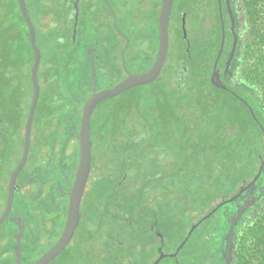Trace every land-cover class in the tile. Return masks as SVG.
Here are the masks:
<instances>
[{
    "label": "flooded vegetation",
    "instance_id": "af4514ba",
    "mask_svg": "<svg viewBox=\"0 0 264 264\" xmlns=\"http://www.w3.org/2000/svg\"><path fill=\"white\" fill-rule=\"evenodd\" d=\"M238 1L231 0L232 12L236 21L237 44L230 67L225 73L226 62L234 46L235 33L232 31V18L227 0H222L225 42L218 70L222 80L231 90L241 93L244 90L248 96L252 93V85L244 76V70L249 63L248 58H244V47L248 43L247 26L245 25L244 9L239 6ZM175 2H180L179 6L176 7ZM217 3L216 5L215 0L174 1L169 31L170 42L173 35L177 41V48L171 53L169 45L166 63L172 55H176L174 64L179 65L178 67L181 69L178 72L181 74V81L177 86L180 89L186 88L185 91L193 83L192 79L199 76L198 70H196L198 60L194 55H211L208 54L209 49L212 42L215 41L213 33L210 32L212 28L216 33V44L218 41L217 49L211 63V73L208 76L204 75L200 82L203 84L204 80L207 85H214L212 81L210 82V78L221 49L223 32L222 22L220 24L217 20L220 14L219 0ZM161 4L162 0H36L32 3L27 1L29 14L36 30L37 45L38 35L47 30L46 25L49 27L60 25L58 28L64 30L61 41L65 43L68 20L72 19L73 21L74 29H76L73 39L86 55L83 71L85 76H89L88 79H90L88 82L86 81V88L80 92L81 98L76 96L79 101L85 99L82 106L77 103L69 106L63 104V98L65 99L67 96L62 94L61 85L55 76L53 66H51L52 61H46L39 45L41 55L37 68L38 86L36 90L33 79L36 53L30 41L29 26L22 13L20 1L18 0V4H7L0 0V217L6 210L11 185L14 184L11 210L7 218L0 224V257L4 258V262L1 261L0 264H17V235L20 232L22 233L20 264H32L60 239L67 222L70 194L79 167L81 149L79 132L83 108L95 91L113 87L130 74L147 71L153 66L158 56L160 43L158 14ZM77 8L79 10L78 19H76ZM7 9H12V12ZM46 10L48 15L53 14L56 10L67 13L55 21L52 16L48 18ZM147 10L150 11L149 19L146 15L142 17L136 15L138 11ZM34 12L39 13L37 21L33 16ZM127 12L131 15L127 18L125 15L123 18V14ZM110 13H112V17L115 13L116 16L121 15L122 27L117 23L114 26L110 25ZM17 17L18 22L15 21ZM87 19L90 20V25L84 28ZM38 20H40L39 23ZM207 25L209 26L208 30H206ZM14 29L22 30L21 35L30 42L32 55H27L29 52L24 50L21 52L10 51L12 43L10 33L11 30L14 32ZM79 37L80 40H77ZM196 49L197 51H194ZM166 63L160 75H162ZM168 76L171 77L170 74ZM131 89L101 101L94 110L91 122L92 168L80 204V222L69 245L47 264H52L60 258L63 252L72 245L85 215H89V212L94 208L98 210L97 214H110V224L105 225L104 223V228L99 230L102 232L99 240L101 244L92 246L90 257L85 261H73L71 264H96L100 261L103 264H138L137 261L147 264L144 262V258L151 254H154L152 257L154 259L149 264H154L161 255H164L163 258L167 256L164 252L167 242L165 236L160 232L158 215L155 212L151 213L150 219L147 220L138 213V205L134 200L136 190L130 189L133 185L137 188V179H131L128 174V170L131 168L130 164H121L120 161L115 164V169L119 170L116 181L97 179L101 172L104 175L107 173L109 159L104 153H108L110 143L116 141H109L104 147L98 145L96 136H93L92 123L94 119L96 120L98 109L106 101L119 98ZM34 99L35 105L33 106ZM63 108L72 111V113L63 116ZM98 119L99 121L107 120L104 117ZM119 142L121 146L125 145H123L122 139ZM139 148L140 143L137 148L138 152ZM75 155H77V159L72 162L71 156ZM19 166L14 179V173ZM72 166L76 167L75 171ZM107 181L111 182L107 195L100 194L98 196L100 191L98 188L104 187ZM242 183L238 184L232 196L240 191ZM263 188L264 183L261 186L258 182L253 191L245 190L237 198V201H233L235 207L237 208L247 198L261 194V197L256 200V204L263 197ZM187 199L189 198L186 196L182 200L187 204L189 201ZM189 206L191 205L189 204ZM251 206L247 208L239 221L246 213L249 216ZM191 207L192 212H197L198 209L195 210L193 206ZM120 209L122 214L118 212ZM233 215L234 213L231 214L232 217ZM221 220L220 216L212 226L206 228L201 227L204 220L193 222L192 225H196V227L192 234L187 240L185 239L186 242L182 246H179L171 254L175 260L173 264H183L179 256L182 248L195 231L200 228L205 235H217L221 229ZM88 223L91 224L90 229L93 235L95 231L98 232L94 229L100 225L99 223L94 224L92 217ZM141 228L146 230L142 235H140ZM197 232L198 236L189 244L183 256L181 255L183 261L187 259V261H191L190 264H206L209 259L210 261L214 260L211 261L212 264H219V259L216 257V254H219V249L214 250L213 244L206 245L203 241L204 237L199 231ZM146 233L147 236H145ZM138 238H142L144 241L140 249L137 248ZM40 246H44V248L40 249ZM95 246L99 249L98 251ZM153 249L156 250V253H153ZM212 251L214 252L213 256ZM9 254L14 256V262H10ZM134 257L137 260L133 263ZM219 257L224 264L222 249H220ZM199 259L204 261H199Z\"/></svg>",
    "mask_w": 264,
    "mask_h": 264
},
{
    "label": "rangeland",
    "instance_id": "374dc122",
    "mask_svg": "<svg viewBox=\"0 0 264 264\" xmlns=\"http://www.w3.org/2000/svg\"><path fill=\"white\" fill-rule=\"evenodd\" d=\"M3 1L7 4H18L17 0ZM27 1L29 3L36 2V0ZM178 4H180V2H178ZM7 10L12 12V9ZM45 12L47 13L48 11L46 10ZM66 13H61L60 11L56 10L53 14L48 15L47 13V16H49L48 18H51L52 16L53 19L57 21L58 19H60L61 15ZM148 13L150 14L149 10L138 11L136 12V15H141L142 17L143 15L148 16ZM38 15V12L33 13L36 21L38 19ZM125 15L127 18L131 14H128L127 12L123 14V18L125 17ZM114 16L116 17V20H114ZM149 17L150 15L148 16V19ZM16 19L17 20L15 21L18 22V17ZM39 22L40 20H38V23ZM109 23L111 26L112 24L114 26L115 23H117L120 27H122L121 15L116 16L115 13V15H113L112 17V13H110ZM89 25L90 20L87 19L84 23V28ZM46 26L47 30L45 32H41L38 35V45L41 49L42 55L45 56L46 61H52L51 66H53L55 76L59 84L61 85L62 94L67 96L65 99L63 98V104L70 106V104L77 103L79 106H82L85 99H80L79 101L76 96L78 98H81L82 94L80 92L82 91V89L86 88V84L90 78L88 79L89 76H85L86 74L83 71V65L86 62V55H84L83 50L73 39V35L76 34L74 29L75 26H73V21L72 19L68 20V29L66 28L67 41H65V43L61 41L63 38L64 30L59 29L60 25L58 26L59 28L56 26ZM208 28L209 26L207 25L206 30H208ZM20 32H22L21 29H17L14 32L11 30L10 35L12 37V43L10 44V51L14 50L21 52L24 50L30 53H28L27 55H32L30 42L26 38H24ZM210 32L213 33V36L215 38V41L212 42L208 53L211 55H194L196 60H198L196 70H198L199 76H197L196 79H192L193 83H191L190 85V91L193 92L192 94H187L185 95V97L180 98L178 96L179 94L175 91L176 89L171 90L167 88L166 85H170V83L168 82L170 79V77L168 76L169 71L167 70L172 66V64L175 63L176 60V55H172L170 60L166 63V67L162 75H160V77L156 81L145 85L136 86L123 96H120L116 99H110L104 104L105 106H107L111 103L120 101L123 102L122 104H126V109L131 108V110H133L131 112V120H136V118H139L140 122L146 123H142L143 125L148 126V128L151 129L150 132H146L148 128H145V132L143 134H137L135 136L136 142L135 144H132L133 147L126 144L125 150L121 149L119 140L118 142L110 143L108 147L109 152L107 154V157L109 159V168L107 169V173L105 175L103 172H101L97 179L102 178L106 180L109 179L116 181L119 175V170L115 169V164L119 161L121 164H130L131 168L128 167L130 169L128 170V174L131 179H137V188H135V185H133L130 187V189H132V191L136 190V196L134 200L135 204L138 205V213L142 216V218H147V220H149L151 217V213L155 212V214H157L159 217L158 219L160 224L159 229L161 230L160 232H162V235L166 238L167 244L166 247H164V252L165 254H167V256H165L158 264H173L175 260L171 257V254L175 252V250L179 248V246H181L185 241V239L189 235L191 227L193 226L192 224H194L193 222H195L196 220L197 222L201 220L204 215L209 213L223 199L232 198V194L235 191L234 188H231L229 189V192L224 194L222 191L220 192L219 189H215L214 187L212 189H205L204 193L209 192V203H207L206 206H203L206 199L205 195L198 196L195 199H192L193 196H191V198L187 199V201L189 200L187 204L182 200L189 194V192L187 191H190V189L192 188L193 190L195 189L194 187H190V185H187V178H190L192 172L194 173L195 167L180 168V161L183 160L184 156H189L190 159L198 158L202 160V158L206 156L205 153L208 154L207 151L211 150V147L205 149V136L207 135L205 131L207 130L208 125L205 124V122L200 118L199 113L202 109L197 108V105H199V103H196L198 101L195 102L194 99L200 100L204 96L213 98L212 103L218 110H216L217 115H215L217 117L216 121L219 122V120L221 119L220 123L227 122L229 124L231 132L238 131L235 139L238 140L239 138H242V140L244 139L248 141H245V144H248L245 149L247 150V157H245L244 159L245 161L246 159L249 160V155L254 153L256 154L257 152L259 153L263 147L262 133L260 129L256 128L253 124L252 119L249 116L245 106L234 99L230 93L221 91L214 85H207L204 80L203 84H201L200 82L202 78H204V75L208 76L211 73V63L217 49L218 41L216 44L215 30L212 28ZM59 37H61V39H59ZM80 37L77 38V40H80ZM173 37L174 36L172 35L170 42L171 53L176 51L177 48L176 38ZM194 51H197V49ZM194 83H196L197 85ZM198 85L200 86L198 87L200 93L194 94L193 89L195 90L196 86ZM204 104L205 102L202 103V105ZM182 105H186L188 108H186V110H181V108L183 107ZM71 113L72 111L63 108V116ZM203 116H205V114ZM96 122L98 121H95L94 119L93 136H95L96 134ZM193 125H195V128L193 127ZM134 128L139 131L141 127H139V125L134 122L131 124V129ZM217 131L215 132V135H217V137L218 135L222 136V133H217ZM192 133L196 136V138L194 136L193 138L191 137ZM125 137L126 136L121 138L123 145L127 140ZM190 139H192V141H190ZM138 142L140 143L139 152L137 151V148L139 146ZM215 149L216 147L213 144V150ZM114 151L120 153V155L118 158L111 160V154H113ZM76 159L77 155L71 156V161H74ZM75 166H72L73 171H75L76 169ZM96 180L94 181L95 185ZM92 184L93 182L91 183V185ZM104 185V187L98 188V190H100L98 196H100V194L102 196L107 195L108 188L111 186V182L107 181ZM232 202L233 201L229 203ZM200 203L203 205H200ZM189 204L193 206L195 210L198 209L197 212H192V207L189 206ZM220 208L217 209L208 218L204 219L201 227L203 226V228H206L212 226L215 220L219 219L221 216L222 209ZM118 212L121 214L123 213L121 209L118 210ZM140 231V235L146 232L145 228H141ZM197 231H199L201 236L204 237L203 241L206 245L213 244L215 246L214 250L216 248L219 249V254H216V257H218L219 259L218 263L222 264L221 257L219 256L220 249L224 251V238L227 233V228L225 227L224 229H220L217 235L213 236H205L204 232H202L200 228ZM197 231H195V233L188 240V243H186V245L182 248L179 257L183 264L191 263V261H187V259H184L183 261L182 256L183 253L187 251L189 244L192 243L193 240L198 236ZM145 236H147V233L145 234ZM53 238L56 239V237ZM143 242L144 241L142 240V238L137 239L138 249L142 248ZM43 248L44 246H40V249ZM155 251L156 250L153 249V253H156ZM211 253L213 256L214 252L212 251ZM9 257L10 262H14V256H10L9 254L8 258ZM152 257H154V254L148 255L144 258V262H147V264H149V262L154 259H152ZM3 260L4 258L0 257V262H4ZM136 260L137 258L134 257L133 263L136 262ZM199 261L203 262L204 260L199 259ZM211 261L213 262L214 260ZM211 261L208 259L206 264H212ZM137 263L142 264L139 261H137ZM52 264L70 263H66L62 259L58 258Z\"/></svg>",
    "mask_w": 264,
    "mask_h": 264
},
{
    "label": "trees",
    "instance_id": "16d2710c",
    "mask_svg": "<svg viewBox=\"0 0 264 264\" xmlns=\"http://www.w3.org/2000/svg\"><path fill=\"white\" fill-rule=\"evenodd\" d=\"M215 2L217 5V0H215ZM238 3H240L239 6L244 9L243 12L246 19L245 25L247 26L246 30L248 43L246 47H244V58H248L249 63L247 68L244 70V76L247 78L248 83L252 85V93L248 96L244 90L242 93H237L244 97L253 107L260 122L264 125V0H239ZM223 5H225L224 2ZM177 6H179L178 3ZM176 12L179 11L176 10ZM217 20L221 24L220 14L218 15ZM178 66L179 65L175 64H172L171 67L169 66L170 68H168L167 71H169L171 76L168 81L170 85L168 84L169 86H166L171 90L176 89L175 91L179 94L178 96L183 98L185 95L192 94L193 92L190 91V88L185 91L186 88L183 87L180 89L177 86L178 82L181 81V74H178L181 69ZM189 83H186V85H189ZM198 87L199 85L196 86L195 90L193 89L194 94L200 93ZM220 90L230 93L234 99L245 106L253 124L256 128L260 129L263 135L262 129L252 117L248 106L230 91L223 89ZM194 101H198L196 102L199 103L197 108L202 109L199 116L205 124L208 125V128L205 131L207 133L205 136V149L211 147V150L207 151L208 154L205 153L206 156L203 157L202 160L198 158L190 159L189 156H184V158L182 157L183 160L180 161L179 167H195L194 173L192 172L190 178H187V185H190V187L192 186L195 189L193 190L192 188L190 191H187L189 192L187 197L191 198V196H193L192 199H195L198 196L205 195V204L203 205L200 203V205L206 206L207 203H209V192L204 193L205 189H212L214 187L225 194L229 192V189L231 188L236 190L239 183L243 182L242 184H244L245 181L253 175L255 162H257L261 151L264 149V140L262 136V150L259 153L257 152L258 154L254 153L249 155V160L246 159L245 161L244 159L247 157V150L245 149L248 145L247 143L245 144V141H248L244 139L242 140V138L239 137L238 140L235 139L238 131L231 132L229 124L227 122L220 123L221 119L219 122L216 121L217 117L215 115H217L216 113L218 110L212 103L213 98L204 96L200 100L194 99ZM203 102H205L204 105H202ZM122 103L123 102H116L108 104L107 106L103 105L98 109L95 116V121H98L96 122L97 125L95 128V136L97 138L98 145L104 147L107 142H111L113 140L116 142L118 140L121 141V138L126 136L125 138L127 140L125 141L124 147L121 146V149H125L126 144L133 147L132 144H135L136 142L135 136L137 134H143L145 132L144 129L148 128V126L142 124L145 122H140V119L138 118L136 120V124L141 128L139 131L136 128L131 129V124L134 123L133 120H131V112L133 110H131V108L126 109V104ZM182 106L181 110H186V108H188L186 105ZM204 114L205 116H203ZM103 117L107 120H103ZM98 118H101L102 121H99ZM193 127L195 128V125H193ZM150 131L151 129L148 128L146 132ZM216 131L217 133H222V136L218 135L217 137V135H215ZM193 136L196 138V136L192 133L191 137L193 138ZM190 141H192V139H190ZM213 144L216 147L215 150H213ZM119 155L120 153L114 151V153L111 154V157L112 159H115L118 158ZM258 182L261 186L264 183V171L257 180L256 184L252 187V191L256 188ZM235 201H237V199ZM235 208L236 207L233 202L225 204L220 208L222 209L221 229H224L225 227L228 228L229 221L231 220L230 218L232 217L231 214L235 213ZM250 210L251 215L249 214L248 216L246 213V215L243 216L235 226L234 249L231 264H264V188L263 197L257 201L256 204L251 206ZM97 211L98 210L94 208L91 212H89V215H85L82 225L77 232V236L73 239L72 245H70L63 252L60 259L70 264L73 261H85L90 257L92 246L98 243L101 244L99 240L102 232L99 230L104 228V223L105 225L110 224L109 221L111 220V216L108 213L97 214ZM91 217L94 219V224H100L98 227H95L94 230H98V232L95 231L94 235L91 233V224L88 223V221L91 220ZM98 250L99 249L96 247V251ZM96 264H103V262H96Z\"/></svg>",
    "mask_w": 264,
    "mask_h": 264
},
{
    "label": "water",
    "instance_id": "95a60500",
    "mask_svg": "<svg viewBox=\"0 0 264 264\" xmlns=\"http://www.w3.org/2000/svg\"><path fill=\"white\" fill-rule=\"evenodd\" d=\"M22 13L28 23L29 26V36L31 44L35 50L36 57H35V63L33 67V79L36 84V90H37V68L38 63L40 60V49L36 43V30L34 27V24L32 22V19L29 14V10L27 7V1L26 0H19ZM175 0H162L160 13H159V50H158V56L151 68H149L147 71L138 73V74H130L127 78L119 82L113 87L106 88L101 91H95L92 97L86 102L83 113H82V120L80 125V132H79V138H80V161H79V167L76 174L75 182L73 185V188L71 190V198H70V205H69V212H68V218L67 222L64 228V231L60 237V239L56 242L54 246H52L43 256H41L39 259L34 261L32 264H47L51 260H53L56 256H58L66 246L69 245L70 241L72 240L75 230L80 222V204L81 200L85 191V187L87 184V180L89 177V174L91 172L92 168V136H91V122H92V115L94 113V110L96 109L97 105L110 97L117 96L124 91L131 89L136 86L145 85L150 82H153L158 78L160 75L162 69L165 66V63L168 59V50L170 45V22H171V14H172V7ZM227 5L231 14L232 18V31L235 33V41L234 46L231 52V55L229 59L226 62V69L225 73H227L231 60L234 57V52L236 49L237 44V34L235 32V18L233 16L232 12V5L231 0H227ZM219 9H220V16H221V22H222V41H221V49L220 52L216 58L214 71L211 76V81L214 85L217 87H220L222 89L230 91L233 95H235L237 98H239L241 101H243L249 108L250 113L254 120L258 123L259 127L263 131V140H264V125L260 122L259 118L257 117L255 110L253 107L237 92L231 90L225 82L221 78V73L218 70V63L221 56V53L224 48V42H225V22L223 17V11H222V0H219ZM79 10L77 8L76 13V19H78ZM185 29V28H184ZM76 32V29H75ZM37 95V91H36ZM35 95V99H36ZM35 99L33 102V106L35 105ZM32 119V116H31ZM30 119V120H31ZM21 165V164H20ZM20 166L14 173V179L15 176L19 170ZM264 170V149L261 151V154L255 163V170L252 176H250L245 183L242 185L240 191L229 199H223L220 201L216 207H214L208 214H206L202 219L208 218L210 215H212L217 209H219L221 206L225 205L226 203H229L231 201L236 200L245 190H252V187L256 184L257 180L260 178L262 172ZM13 182V181H12ZM13 193H14V184L12 183L10 193H9V199L8 204L6 207V210L4 214L0 217V224L7 218L9 211L11 210L12 202H13ZM261 197V194L259 196H253L251 198H247L242 204L238 205L237 208H235V213L231 220L229 221V225L227 228V233L224 238V251H223V258H224V264H231L232 258H233V249H234V232H235V226L237 225L239 219L243 215V213L249 208L251 205L255 204L256 200ZM196 225H194L189 235L187 236L186 240L189 238V236L192 234L194 228ZM17 264H20L21 261V241H22V233L20 232L17 235ZM186 240L182 243V245L186 242ZM181 245V246H182ZM164 255H161L159 259L154 263L157 264L161 258H163Z\"/></svg>",
    "mask_w": 264,
    "mask_h": 264
}]
</instances>
